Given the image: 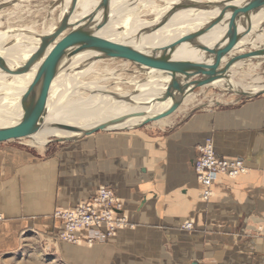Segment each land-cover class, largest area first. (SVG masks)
Masks as SVG:
<instances>
[{"label":"crops","instance_id":"obj_1","mask_svg":"<svg viewBox=\"0 0 264 264\" xmlns=\"http://www.w3.org/2000/svg\"><path fill=\"white\" fill-rule=\"evenodd\" d=\"M207 138L249 169L221 176L208 201L194 168ZM101 187L113 189L129 226L105 243L59 242L56 212ZM0 212V264L25 242L60 243L68 264H264V95L41 149L1 142Z\"/></svg>","mask_w":264,"mask_h":264},{"label":"bare ground","instance_id":"obj_2","mask_svg":"<svg viewBox=\"0 0 264 264\" xmlns=\"http://www.w3.org/2000/svg\"><path fill=\"white\" fill-rule=\"evenodd\" d=\"M79 1L81 9L75 11L71 17V21H76L94 11L96 8H93L94 5L97 6L100 0ZM120 1L121 0H112L106 19L97 32V37L103 38L123 49L139 50L159 46L177 47L197 62L209 57L217 49L221 39L227 32L233 12L244 0H163L165 1L163 5L157 4L156 0L132 1L135 6H137L136 2L139 1L141 5L147 6L148 10L154 12L155 17L152 19H143L141 14L144 13V11L141 12V10H137L139 6L132 7L126 14L122 15L127 9H123L121 5V8L117 6ZM71 2L72 0H63L65 6L59 12L60 20L63 14L68 11ZM210 4L217 5H214L213 9H207ZM79 5H77V7ZM181 6L187 7L184 9L179 8ZM165 19L167 20L163 22ZM57 25H52L47 32L54 30ZM159 25L160 27L155 29V27ZM78 31L80 30H68L64 35L75 34ZM257 31L258 33H256ZM235 37L237 45L231 53L232 55L236 54V56H239L243 50L250 48L255 54L246 58L247 63L251 61L247 65L252 63L253 59L259 56L264 57V6L254 12H248L243 15ZM26 38L28 39V41L26 40L27 42L30 41L29 46L25 43V45L21 44L22 46H20V42L6 45V43L1 40L3 43L0 44V50L8 53V57L4 58V60L9 68L16 69L18 66L23 65L30 55L39 47L41 38ZM230 55L227 56L221 64L215 67L216 75L212 77V80L207 85H222L225 90L250 94L263 91L264 82L263 84L254 82L247 86L240 85V83L236 84L237 82L235 83L233 77H231L234 73L227 69L228 66L223 70L219 68L225 60L230 58ZM179 57L180 55L176 53H153L148 57L132 58L135 59L137 63V73L145 74L146 76L144 81L142 80L143 82H140L138 85L141 90H144V88L147 89L146 92L148 94L144 92L140 93V91L137 93V88L135 91L137 94H131V92L128 91L131 94L128 100L117 101L114 100L115 97L111 94L110 96L106 93H99L100 91H106V89L95 82L89 83V85L85 87L90 91H96V94L87 98L89 102H83V104L79 106H74L72 105V101L69 103L64 102L66 99H63V95L68 92V87L63 90L59 88L57 85L58 79L64 78L65 80L71 81L70 78L74 77L67 73V68H75L77 66L89 69L94 62L97 63L96 60L104 58L95 51H86L78 54L68 63L62 64L57 68V75L51 85L47 109L53 112L45 116V127L34 134L29 143L35 147H42L44 144L51 141V139H49L51 136L55 138H64L69 135L75 137L81 135L80 132H72L57 126L56 124L58 123L90 128L134 111L144 110L149 114L159 113L169 107L179 95H182L184 98L182 106L188 105L191 95L194 92V86L189 84L183 92H181V87L178 89L173 87L177 77L176 69L179 66ZM44 58L43 56L37 63L40 61L42 62ZM241 59L242 58L235 60L237 67H240L242 63ZM256 60L259 64L264 61L262 59L259 60V58ZM232 62L231 64L233 66L234 61ZM39 68L40 67H38V69ZM38 69L35 70L31 68L30 71L25 74L13 75V78L9 81V79L5 78L7 72H4L0 68V127L16 124L21 120L23 116L21 97L35 78ZM198 76L200 79L207 77L208 74L203 72ZM77 77L78 74L76 73L74 79ZM28 80L31 82L25 86L24 82ZM20 85H23V88H21L22 86ZM38 93L39 91L36 92V96ZM119 98H121V96H119ZM169 117L170 116L155 122L160 125L167 124L169 122ZM143 119L144 117L130 118L115 127H132L139 124ZM84 120L86 121L85 123H83Z\"/></svg>","mask_w":264,"mask_h":264},{"label":"water","instance_id":"obj_3","mask_svg":"<svg viewBox=\"0 0 264 264\" xmlns=\"http://www.w3.org/2000/svg\"><path fill=\"white\" fill-rule=\"evenodd\" d=\"M77 1L72 0L71 5L66 11L54 30L41 35L39 47L30 55L27 61L18 66L16 69L9 68L4 58L0 55V68L10 75H22L30 71L43 56L40 68L35 78L23 93L21 97V108L23 116L16 124L5 125L0 127V143L10 140H17L31 137L45 127V116L47 115L48 101L51 85L56 77V70L62 64L68 63L72 58L86 51H95L101 57L131 59L139 57H148L153 53H176L179 54V66L177 67V77L173 87L182 88L185 91L189 84L194 87L206 86L212 77L216 75L215 67L229 56L237 45L235 39L239 23L244 14L254 12L264 6V0H244L233 12L229 21L227 32L221 39L217 49L207 58L200 61H194L189 55L177 47L159 46L148 49H123L109 41L97 37V32L103 25L108 14L112 0H100L94 11L83 16L76 21H71V17L77 10ZM63 3V0L62 2ZM80 30L77 33L65 36L68 30ZM231 56V55H230ZM231 59L234 57L231 56ZM230 59V60H231ZM229 62V61H228ZM207 73L208 76L199 79V74ZM198 76V77H197ZM192 90V91H193ZM39 91L36 96V92ZM260 91L256 94L240 92L245 96H255L263 93ZM183 96L179 95L173 103L159 113L149 114L146 111H134L125 115L115 117L109 121L102 122L90 128H82L77 125L58 123L57 126L72 132H80L79 136L91 135L98 131L129 129L147 125L172 115L183 104ZM134 117H144L143 121L132 127H115L127 119ZM77 137L69 135L64 138H58L57 141H69Z\"/></svg>","mask_w":264,"mask_h":264},{"label":"rangeland","instance_id":"obj_4","mask_svg":"<svg viewBox=\"0 0 264 264\" xmlns=\"http://www.w3.org/2000/svg\"><path fill=\"white\" fill-rule=\"evenodd\" d=\"M132 1L134 0H121L120 3L117 4L119 8H121L122 6L123 9H127V11L122 15L126 14L132 7L139 6V8L137 7V10H141V12L144 11V13L141 14L143 19H152L155 17L154 12L148 10L147 6L141 5L139 1L136 2L137 6H135ZM156 1V3L159 5H163L165 2L163 0ZM61 2L62 0H0V44L5 42L6 45H9L20 42V46H22L24 43L29 46L30 41L27 42L28 39L26 37L36 39L40 38L43 33H48L47 31L51 28L52 25H57L59 23V12L65 6V3ZM79 3L80 1L78 0L77 5H79ZM214 5L217 4H210V6L212 7L208 6L207 9H213ZM80 6L81 5L78 6L77 11L81 9ZM95 7L96 5H94L93 8ZM185 7L187 6H181L179 8L184 9ZM166 20L167 19H165L163 22H165ZM158 27H160V25L155 27V29ZM256 33H258V31ZM1 40L3 42H1ZM240 54L241 55L239 56H236V54H231V56H233L234 58L225 60L223 64L219 66V68L223 70L228 66L227 69L234 73L231 77H233L235 83L237 82L236 84L240 83V85L243 86L250 85L254 82H257V84H263L264 61L259 64L256 59L259 58V60H264V57L259 56L258 58L253 59L252 63L247 65L251 61H248L247 63L246 58L249 56H253L255 52L250 48H246ZM0 55L3 58L8 57V53L1 50ZM240 58H242V63L240 67H237V64H235V60ZM232 61H234L233 66L231 64ZM96 62L97 63L94 62L93 65L91 64L92 67L89 69L77 66L75 68H67V73L72 75V77L75 78L76 73L78 74V77L76 79L70 78L71 81H68L67 79L65 80L64 78L58 79L57 85L59 86V88L63 90L64 88L68 87V92L63 95V99H66L64 101L65 103H69L70 101H72V105L79 106L80 104H83V102H89L87 98L93 94H96V91H90L85 86H88L89 83L95 82L106 89V91H100L99 93H106L107 95L111 94L115 97L114 100L117 101L128 100L131 97V94H137L139 91L140 93L144 92L145 94H148L146 92L147 89L144 88V90H141L138 85L140 82L144 81L146 76L145 74L143 75L137 73L138 69L135 59H115L111 57H104L102 59L96 60ZM41 63L42 62L40 61L32 68L35 70L38 69ZM5 78L9 79L10 81L13 78V75H9L7 73ZM30 82L29 80L24 82L25 86H27ZM20 86H22L21 88H23V85ZM136 89L137 93L135 92ZM128 91H130L131 94ZM262 95H264V92L249 97L243 95L240 92L225 90L224 86L222 85H207L199 87L196 88L192 93L188 105H181L176 112L170 115L169 122L171 121V119H181V117H184L193 111H199L206 108H219L237 105L243 101L250 100ZM119 96H121V98H119ZM52 112L53 111H48L47 114L49 113L48 115H50ZM85 122L86 121L84 120L83 123ZM151 125L157 126L160 124L152 122ZM49 139H51L50 142H46L47 144H44L42 147L37 148L41 149L44 147H52L53 145L55 146L61 144V142L57 141L58 138L51 136ZM30 140H32L31 137L17 139V141L22 142L23 145L35 148V146H32L29 143ZM59 244L60 243L51 242L49 246L43 247L41 244H37L34 242H25L24 244H22L18 251L10 253L7 256L5 255L3 264H68L67 258L61 256V252L59 251V249L57 250V245Z\"/></svg>","mask_w":264,"mask_h":264},{"label":"built area","instance_id":"obj_5","mask_svg":"<svg viewBox=\"0 0 264 264\" xmlns=\"http://www.w3.org/2000/svg\"><path fill=\"white\" fill-rule=\"evenodd\" d=\"M194 163L197 179L203 186L202 197L208 201L214 194L213 185L223 175L237 177L248 172L243 160L220 157L212 138L197 146ZM55 217L62 220L63 228L56 236L58 241L72 244L86 242L105 243L119 228L129 226L126 216L120 212V203L113 189L101 187L88 202L73 209L57 211ZM4 215L0 212V224ZM188 228L191 224L186 225Z\"/></svg>","mask_w":264,"mask_h":264}]
</instances>
